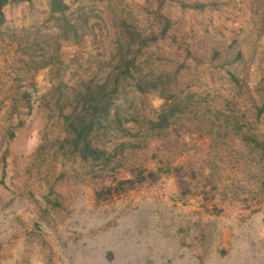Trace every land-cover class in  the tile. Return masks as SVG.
<instances>
[{
  "label": "rangeland",
  "instance_id": "obj_1",
  "mask_svg": "<svg viewBox=\"0 0 264 264\" xmlns=\"http://www.w3.org/2000/svg\"><path fill=\"white\" fill-rule=\"evenodd\" d=\"M61 3L1 7L0 264H264V0Z\"/></svg>",
  "mask_w": 264,
  "mask_h": 264
},
{
  "label": "trees",
  "instance_id": "obj_2",
  "mask_svg": "<svg viewBox=\"0 0 264 264\" xmlns=\"http://www.w3.org/2000/svg\"><path fill=\"white\" fill-rule=\"evenodd\" d=\"M22 0H0V22L3 20V13L1 10V7L9 2H19ZM50 4H51V9L52 10H60L62 8V3L61 0H50ZM150 175H156L155 170H150ZM126 179H130V178H126Z\"/></svg>",
  "mask_w": 264,
  "mask_h": 264
}]
</instances>
